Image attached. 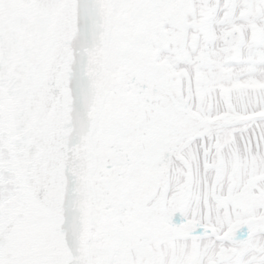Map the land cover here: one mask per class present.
I'll list each match as a JSON object with an SVG mask.
<instances>
[{"label": "snow or ice", "instance_id": "6c2138e0", "mask_svg": "<svg viewBox=\"0 0 264 264\" xmlns=\"http://www.w3.org/2000/svg\"><path fill=\"white\" fill-rule=\"evenodd\" d=\"M0 264H264V0H0Z\"/></svg>", "mask_w": 264, "mask_h": 264}]
</instances>
